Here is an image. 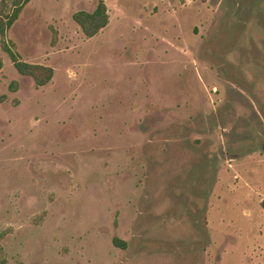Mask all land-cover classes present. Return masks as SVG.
I'll list each match as a JSON object with an SVG mask.
<instances>
[{
  "label": "rangeland",
  "instance_id": "rangeland-1",
  "mask_svg": "<svg viewBox=\"0 0 264 264\" xmlns=\"http://www.w3.org/2000/svg\"><path fill=\"white\" fill-rule=\"evenodd\" d=\"M6 41L54 76L0 46V264H264V0H31Z\"/></svg>",
  "mask_w": 264,
  "mask_h": 264
},
{
  "label": "trees",
  "instance_id": "trees-1",
  "mask_svg": "<svg viewBox=\"0 0 264 264\" xmlns=\"http://www.w3.org/2000/svg\"><path fill=\"white\" fill-rule=\"evenodd\" d=\"M31 0H1L0 1V46L10 58L16 72L22 76L32 79L36 87L48 85L54 76L53 69L36 64L21 61L6 41V33L19 19L23 9ZM73 22L81 29L86 39H92L104 30L109 24V15L106 5L99 1L92 12L79 11L72 16ZM4 63L0 58V72ZM16 86V84H14ZM113 244L123 247L118 239H113Z\"/></svg>",
  "mask_w": 264,
  "mask_h": 264
}]
</instances>
